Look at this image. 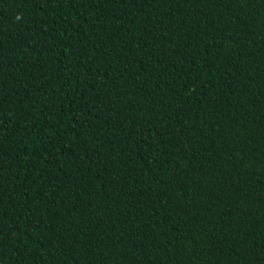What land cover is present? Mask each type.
<instances>
[{
	"label": "trees",
	"instance_id": "obj_1",
	"mask_svg": "<svg viewBox=\"0 0 264 264\" xmlns=\"http://www.w3.org/2000/svg\"><path fill=\"white\" fill-rule=\"evenodd\" d=\"M0 264H264V0H0Z\"/></svg>",
	"mask_w": 264,
	"mask_h": 264
}]
</instances>
